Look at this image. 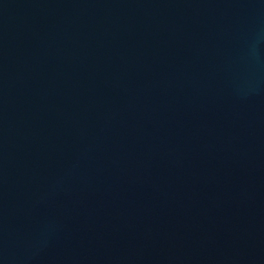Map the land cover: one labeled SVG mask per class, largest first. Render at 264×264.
<instances>
[{"label": "water", "instance_id": "1", "mask_svg": "<svg viewBox=\"0 0 264 264\" xmlns=\"http://www.w3.org/2000/svg\"><path fill=\"white\" fill-rule=\"evenodd\" d=\"M0 264H264V0H0Z\"/></svg>", "mask_w": 264, "mask_h": 264}]
</instances>
